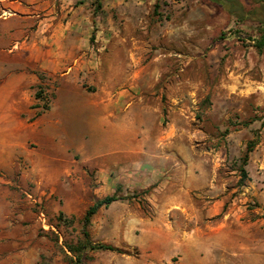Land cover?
Here are the masks:
<instances>
[{"label":"rangeland","instance_id":"1","mask_svg":"<svg viewBox=\"0 0 264 264\" xmlns=\"http://www.w3.org/2000/svg\"><path fill=\"white\" fill-rule=\"evenodd\" d=\"M11 1L0 0V93L6 91L7 81L23 72L37 73L42 80L28 88L11 87L0 98V107L8 110L19 104L26 110L28 103L44 111L55 95L56 77L15 62L24 58L16 38L20 30H25L26 42L49 46L41 40L48 27L46 0H19L16 6ZM156 3L160 8L155 12ZM52 4L62 24L84 4L98 17L101 32L98 41L92 39L93 48L103 74L110 71L113 79L111 86L101 84L100 97L114 93L112 97L119 98L111 108L117 125L102 131L90 110L57 115L54 109L45 120L58 119L60 124L44 131L40 143L31 126L20 130L22 138L16 140L13 132L0 130V264H75L65 243L83 238L82 219L56 213L63 202L61 190H117L120 199L144 203L154 214L145 194L162 189L165 180L205 173L206 181L190 190L205 196L206 202L224 199V205L204 221L231 218L226 213L234 208L246 224L257 222L264 229V51L253 46L257 25L231 14L226 2L217 0ZM232 5L262 15L264 0H233ZM71 90L61 86L59 104ZM127 91L133 92L139 107L131 109L133 100L120 95ZM141 118L147 124H139ZM125 122L133 126L124 128ZM73 136L86 141V148L64 156L66 168L58 173L47 153L56 154L61 139ZM252 139L258 144L245 166L248 179L241 185L240 158ZM100 229L88 227L93 241H114L110 228ZM90 252H97L96 257ZM83 254L91 260L82 264L119 263L115 252L88 249Z\"/></svg>","mask_w":264,"mask_h":264},{"label":"crops","instance_id":"2","mask_svg":"<svg viewBox=\"0 0 264 264\" xmlns=\"http://www.w3.org/2000/svg\"><path fill=\"white\" fill-rule=\"evenodd\" d=\"M11 2L16 6L15 3L19 0ZM118 2L127 5L130 0ZM45 3L48 27L41 35V40L49 46L26 42L25 30H20L16 38L21 40L19 56L24 58L17 60L15 64L44 71L49 76L56 77L58 86L55 95L49 104L50 107L44 111L32 106L30 108L28 103L26 110H21L19 104H14L8 110L3 107L5 111H0V130L13 132V138L16 140L22 138L18 133L20 130L31 126L34 128L33 138L39 142L38 137L44 135V131L54 130L60 124L58 119L45 120L46 114L54 109H57V115L60 111L73 110L83 113L90 110L100 121L102 131L115 128L117 124L112 121V116H115L116 112L111 108L119 98L112 97L114 93L105 99L100 97L101 84L111 86L113 79L109 76L110 71L103 74L99 57L96 58L97 53L93 48L92 39L98 41L101 32L98 30V17H92L91 9L84 4V8L73 11L70 19L62 24L56 21L59 19V13L55 10L52 0H46ZM34 74L29 76L23 72L21 76L11 78L4 85L6 91L0 93V98L3 99L11 87L13 89L25 85L28 88L41 82V77H38L37 73ZM82 80H85L88 86H84ZM63 84L71 86L74 91L68 92L66 101L59 104L58 93ZM127 92L120 95H126L133 100V92ZM130 102L131 109L140 105L134 100ZM3 108L0 107V110ZM139 110L142 111L143 117L144 107ZM128 116L130 117V113L127 118ZM140 120L139 124H147L142 121L143 118ZM127 126L130 128L133 125L125 122L124 128ZM157 142H160V138ZM57 146L56 154L46 153L47 159L56 165V171L59 173L66 168L62 165L64 158L69 157L70 151H84L86 141L77 136L70 140L66 137L61 139ZM206 179L207 176L203 173V176L198 178L190 176L165 180L162 189L144 195V200L149 202L147 207L152 209L154 214L145 208L144 203H131L125 199L100 207L91 219V226L100 227L101 232L110 228L115 239H101L95 242L111 244L125 250L126 253L110 251L120 254L118 264H264V229H261L257 222L246 224L240 218L239 209L234 211L232 208L226 213L231 218L204 221L205 216L212 217L219 213L224 205V199H218L215 203L206 202L205 196L190 190V186L203 184ZM99 180L104 181V178L100 176ZM51 191L56 193L57 190ZM59 193L63 202L59 208H55L56 213L63 212L68 217L82 219L96 200L117 194V190H61ZM108 210L109 213H106ZM96 253L90 252L94 257Z\"/></svg>","mask_w":264,"mask_h":264},{"label":"trees","instance_id":"3","mask_svg":"<svg viewBox=\"0 0 264 264\" xmlns=\"http://www.w3.org/2000/svg\"><path fill=\"white\" fill-rule=\"evenodd\" d=\"M219 2H226L227 9L229 12L233 15H236L237 17H246L247 19L253 21L256 25V35L252 38L253 40V46L261 53L264 51V6L262 5L260 7L262 15L258 13L256 9L247 11L245 7L243 6H234L232 5L233 0H217ZM100 5V4H99ZM157 8H160V6L156 3L155 4V12ZM244 18V20H246ZM35 97L37 99H41L42 94L39 92H36ZM46 110V109H45ZM258 144V140L252 139L248 142L247 148L244 152V154L241 156V165L239 167V173H240V184H244L245 180L248 179V171L246 170L245 166L248 164L250 159V154L254 150L255 146ZM119 196L114 195H108L104 197L103 199L96 200L93 205H91L84 217L82 218V235L83 238L79 240L77 243H65L66 249L72 254L73 259L72 261L75 264H82L87 262L88 260H91L90 256L84 255V251L91 249V250H108V251H116L119 253H126L123 249L117 248L111 244L103 243V242H95L91 239L90 232L88 230V227L91 224L92 217L97 213V211L102 206H107L111 204L112 202L119 200Z\"/></svg>","mask_w":264,"mask_h":264}]
</instances>
